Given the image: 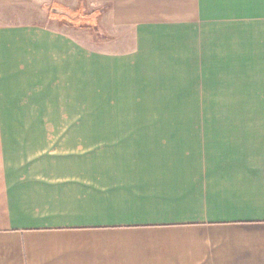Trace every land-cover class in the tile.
Segmentation results:
<instances>
[{"label":"crops","instance_id":"crops-1","mask_svg":"<svg viewBox=\"0 0 264 264\" xmlns=\"http://www.w3.org/2000/svg\"><path fill=\"white\" fill-rule=\"evenodd\" d=\"M93 11L137 30L135 48L0 17V264H264V116L198 115L168 83L262 67L264 0Z\"/></svg>","mask_w":264,"mask_h":264},{"label":"rangeland","instance_id":"rangeland-1","mask_svg":"<svg viewBox=\"0 0 264 264\" xmlns=\"http://www.w3.org/2000/svg\"><path fill=\"white\" fill-rule=\"evenodd\" d=\"M46 2L48 0H14L1 8L0 17L8 23L50 21L58 29L81 39L92 51L117 53L132 51L135 48L134 36L137 30L112 27L105 13L95 14L94 0H82L81 5H74L73 11L54 4L52 8L49 7L48 12H44L48 8ZM53 9L64 11L68 16L53 13ZM46 13L47 17H45ZM158 31L162 35H171L168 30ZM181 41L185 43L179 44L176 52L180 54L182 52L185 57L186 54L191 53L189 37H182ZM199 64L205 66V62H199ZM209 64L212 66L211 72L215 75L194 78L193 85L196 86L194 92H191L192 80L185 69L183 75L168 82L176 84L178 89L181 88L182 92L175 94L174 99L183 102L198 99L200 101L198 115L264 116V61L262 67L253 63L251 68H246L244 71L239 70L240 66L236 62H229L232 75L225 77H221L222 62ZM213 66L218 67L214 70ZM234 72L235 74L245 72L247 75H234ZM217 73L219 74L216 76ZM201 101L212 103L213 107L209 105L208 109L202 108Z\"/></svg>","mask_w":264,"mask_h":264},{"label":"water","instance_id":"water-1","mask_svg":"<svg viewBox=\"0 0 264 264\" xmlns=\"http://www.w3.org/2000/svg\"><path fill=\"white\" fill-rule=\"evenodd\" d=\"M53 13H58V14H60V15H62V14H66L64 11H61V10H56V9H53V11H52ZM67 15V14H66ZM68 16V15H67Z\"/></svg>","mask_w":264,"mask_h":264}]
</instances>
